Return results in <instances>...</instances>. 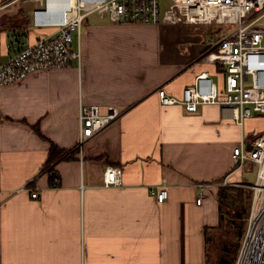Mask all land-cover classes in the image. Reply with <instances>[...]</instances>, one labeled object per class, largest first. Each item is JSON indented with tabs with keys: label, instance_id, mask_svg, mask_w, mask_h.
<instances>
[{
	"label": "crops",
	"instance_id": "0c3cea01",
	"mask_svg": "<svg viewBox=\"0 0 264 264\" xmlns=\"http://www.w3.org/2000/svg\"><path fill=\"white\" fill-rule=\"evenodd\" d=\"M18 11L0 14V65L16 37H38L29 18L24 27L1 23ZM89 20L81 66L0 86V264H206L205 234L223 219L219 188L252 185L233 151L241 144L249 151L264 135V117L241 126L229 107L190 115L164 106L161 89L182 99L204 72L224 84L221 69L203 59L210 45L167 56L159 26ZM81 106L122 116L77 150ZM53 146L67 153L49 163ZM109 167L124 171L120 188L103 186Z\"/></svg>",
	"mask_w": 264,
	"mask_h": 264
},
{
	"label": "built area",
	"instance_id": "2783aa9c",
	"mask_svg": "<svg viewBox=\"0 0 264 264\" xmlns=\"http://www.w3.org/2000/svg\"><path fill=\"white\" fill-rule=\"evenodd\" d=\"M23 1L27 0L0 3V13ZM29 1L38 5L29 17L30 28L38 33V37L34 43H23L16 37L11 46L13 55L0 65L1 87L15 85L35 73L70 68L74 62L81 66V40L86 22L93 15L122 26L218 24L223 30L203 59L221 69L224 84L218 85L209 73L204 72L184 90L182 99L169 97L164 89L158 92V97L164 106L180 105L190 115L198 113L205 105L229 107L233 121L241 126L250 118L264 117V0ZM121 116L116 108H109L107 114H102L98 106H81L77 150H82L89 140L103 133ZM233 153V163L238 171L250 164L258 168L255 185L251 187L255 196L253 207L259 185L264 182V135L256 137L249 151L241 144ZM105 171L103 186L120 188L124 175L122 168L109 167ZM168 195V186L164 184L157 199L164 204ZM38 196L34 193L32 198ZM199 198L198 205L201 206L202 194Z\"/></svg>",
	"mask_w": 264,
	"mask_h": 264
},
{
	"label": "trees",
	"instance_id": "16d2710c",
	"mask_svg": "<svg viewBox=\"0 0 264 264\" xmlns=\"http://www.w3.org/2000/svg\"><path fill=\"white\" fill-rule=\"evenodd\" d=\"M17 20L6 18L1 20V23H4L8 28L13 21L19 25L20 20ZM2 119L3 117L0 116V121ZM34 130L41 135L37 127H34ZM66 153V151L53 146L49 154V163L61 160ZM218 197L219 212L223 219L219 225L220 227L205 234V240L207 241L206 264L209 261L208 247L211 245L219 247V256H221L215 264H236L243 249V242H245L243 236L249 223V213L255 197L254 190L236 188L233 185H222L219 188Z\"/></svg>",
	"mask_w": 264,
	"mask_h": 264
},
{
	"label": "rangeland",
	"instance_id": "374dc122",
	"mask_svg": "<svg viewBox=\"0 0 264 264\" xmlns=\"http://www.w3.org/2000/svg\"><path fill=\"white\" fill-rule=\"evenodd\" d=\"M7 1V0H0V3ZM38 8V5L35 3L27 0L18 3L17 5H13L12 8L8 9L7 11H3L0 14H4V16H9L10 10L15 11L16 9L19 10L18 14L16 15V18L20 20L19 25L17 27H24L25 24L27 23L26 18H29L32 14V12ZM103 17L99 15H93L90 17L89 20V25L93 26L95 24H100L101 19ZM104 22L108 23L110 22L107 18H103ZM264 21V20H263ZM160 28V36H163L164 41V50L165 54L167 56L174 55V50L176 49H188L189 46H199L200 48L203 47L204 45H211L215 44L218 41V35L219 33L223 30V27L221 25H208V26H184V25H174V26H164V25H159ZM86 29V28H85ZM85 31V30H84ZM77 44L75 45L76 49ZM257 170L258 168L253 165H247L246 168H244V171L242 172V178L243 182L247 184H252L251 186H245L243 184H238L235 187H241L244 189H252L251 187L255 185V180H256V175H257ZM234 186V185H233ZM250 187V188H249ZM252 208L250 209L249 213V223L252 217ZM247 226V224H246ZM246 228V232L244 234V245L247 243V238L248 234H250L251 231V226ZM248 230V231H247ZM212 244V243H211ZM242 249V251H243ZM241 251V252H242ZM208 256H209V261L208 264H215L217 263V260L221 257L219 256V247L217 245H211L208 247ZM241 255L236 262V264H239Z\"/></svg>",
	"mask_w": 264,
	"mask_h": 264
},
{
	"label": "bare ground",
	"instance_id": "6f19581e",
	"mask_svg": "<svg viewBox=\"0 0 264 264\" xmlns=\"http://www.w3.org/2000/svg\"><path fill=\"white\" fill-rule=\"evenodd\" d=\"M250 234L239 264H264V182H261L252 209Z\"/></svg>",
	"mask_w": 264,
	"mask_h": 264
},
{
	"label": "water",
	"instance_id": "95a60500",
	"mask_svg": "<svg viewBox=\"0 0 264 264\" xmlns=\"http://www.w3.org/2000/svg\"><path fill=\"white\" fill-rule=\"evenodd\" d=\"M249 150H250V149H249ZM242 253H243V251L241 252V254H242ZM241 254H240V255H241ZM241 257H242V255H241ZM240 259H241V258H240Z\"/></svg>",
	"mask_w": 264,
	"mask_h": 264
}]
</instances>
